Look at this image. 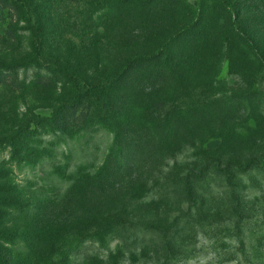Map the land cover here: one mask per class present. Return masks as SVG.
Segmentation results:
<instances>
[{"label": "rangeland", "instance_id": "rangeland-1", "mask_svg": "<svg viewBox=\"0 0 264 264\" xmlns=\"http://www.w3.org/2000/svg\"><path fill=\"white\" fill-rule=\"evenodd\" d=\"M107 1L0 0V137L13 139L0 147L1 229L21 228L27 216L76 230L70 264H264V95L241 100L251 85L264 93V66L249 68L247 80L232 75L229 59L215 63L214 45L210 69L176 71L185 112L174 115L176 100L151 107L170 90V72L145 64L115 73L130 49L169 35L202 0L138 3L134 11ZM244 1L241 21L264 58V0ZM106 76L114 82L105 97L129 106L131 124L123 115L110 128H81L95 98L77 86ZM199 84L204 93L195 95ZM55 114L67 125L52 140ZM151 119L161 121L158 131H148ZM225 125L246 134L222 149ZM36 223L32 232L43 229ZM8 239L0 238L6 264L22 245L20 235Z\"/></svg>", "mask_w": 264, "mask_h": 264}, {"label": "trees", "instance_id": "trees-1", "mask_svg": "<svg viewBox=\"0 0 264 264\" xmlns=\"http://www.w3.org/2000/svg\"><path fill=\"white\" fill-rule=\"evenodd\" d=\"M117 1L121 3H129V8L134 11L138 8V3H157L159 0H108L107 2L109 3L107 4L115 5L118 4L116 3ZM202 1L198 2V5H196L195 8H192L190 5L186 8L185 13L189 15V19H186L182 26L176 25L169 35L161 33L159 35L160 38H158L157 35L154 34L152 38L147 40V42L151 43L147 44L145 48L136 47L133 50L130 49L131 54L122 64L124 65L123 69L115 73L117 76L123 71H129L131 68L137 69L145 64L153 65L154 68L161 67V70L164 69L167 72H170V77H172L170 90L167 89L165 93H163L165 94V97L157 98L155 97L157 95L153 96V100L154 98H157V100L153 102L151 101V107L155 106L157 109L159 104H168L173 100H176L180 103L171 105V108L175 111L173 113H176L174 115H181L185 112L187 105L183 102L182 98L187 94L184 92L186 91V85L180 86L185 79L181 78L177 81V83L180 84L174 83L176 82L174 79L177 77L178 80L179 78L176 71L179 70L183 77H187L193 69H199L198 71L200 72L210 69L211 64L208 55L214 45L218 46L215 63L220 66L226 59H229L230 74L232 75L238 73L244 80H247L245 74L248 72L249 68H260V65L264 66L262 53L254 46L245 25H243V21H241L243 10L245 8V1L215 0L217 8L211 7L209 9L204 7L205 4H203ZM168 2H170V0L165 1V3ZM124 3H122V9L125 7ZM211 10L214 11V14L212 15L210 14ZM218 10L220 11L219 13ZM121 13L124 14V12ZM237 51L240 53L238 58L233 54V52ZM233 60L238 61L233 64ZM74 78L75 77L72 76L71 80ZM113 82V77L106 76L104 78L95 79L93 83H88L84 80L83 86H77L79 92L78 95L82 94L85 97L92 96L95 98L94 101H90L92 104L91 113L89 117L85 119L81 128L89 126H106L110 128L120 121L115 119L123 115L128 119V121H126L127 124H131V121H129V113L127 112L129 106L115 105L114 102L111 103V101H108L109 97H105V90L109 89V87L111 88ZM72 84L75 85L76 83L72 81ZM172 84H176V86ZM210 86L211 85L209 84V88ZM197 88L200 89L196 91L195 95L197 93H204L200 84L197 85ZM250 88H252L253 91L247 90V94L243 95L241 100L247 104L252 98L258 97V95H260V100L263 99L262 95H264V93H259L260 91H258L254 85H251ZM192 93L194 95V90H192ZM73 100L70 101L73 102L72 104H74ZM64 104L65 103H61L60 105ZM79 104H82V101L81 103H77L76 106H81ZM65 109L66 107L64 106L57 108V110L60 111H65ZM137 109H139V106ZM56 114L49 123L50 125H53L50 131H48L52 140L57 139L60 133L65 131L67 125L66 119L61 123H56ZM144 123L147 126L148 131L151 132L158 131L155 130L157 127H162L161 121L157 119H151V121L144 120ZM218 130V137L222 141V146L220 145L222 149L225 143L228 142L234 145L235 142L241 140L240 136L246 134L244 131H236L227 125L222 126ZM12 141V137L5 134L3 137H0V147L3 146V143L5 145H10ZM44 142L45 141L36 145L37 148L39 149L43 147ZM120 147L121 143L118 139L115 141L114 146L111 149L104 169L111 164L113 159L117 158ZM174 150L176 151V149H173V152ZM45 157L46 156L42 154L38 155V162L45 160ZM56 173L57 172H54L55 175ZM221 181L223 184L226 182V180ZM0 218V225H2L5 222L2 217ZM14 221L17 222L15 219H11L9 222ZM22 221L23 226L21 228L10 230L9 232L0 227V238L5 234L9 236L8 241L10 238H14V236L17 237L20 235L22 238L20 243L22 245L18 249V253H16L17 255L13 260L17 261L16 264H70L69 256L76 251L80 245L76 230L64 229L61 227L62 224L54 223L53 220L40 219L34 221L32 217L26 216L25 218H22ZM35 222H37L36 224H40V227H43V229L35 227L36 229L32 232L31 227ZM110 232L113 231L110 230ZM10 235H13V237ZM84 241L85 240H82L81 244ZM3 261H5L6 264V260L2 256L0 247V264H2ZM13 261L8 264H13Z\"/></svg>", "mask_w": 264, "mask_h": 264}]
</instances>
